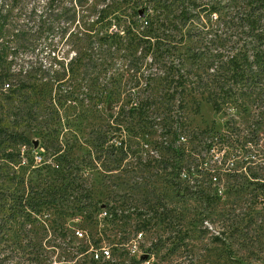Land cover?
I'll return each mask as SVG.
<instances>
[{
  "label": "rangeland",
  "instance_id": "obj_1",
  "mask_svg": "<svg viewBox=\"0 0 264 264\" xmlns=\"http://www.w3.org/2000/svg\"><path fill=\"white\" fill-rule=\"evenodd\" d=\"M246 1L13 2L5 40L22 24L34 36L11 39L12 68L55 76L3 116L29 142L0 145V264H264V94L216 110L190 82L251 45Z\"/></svg>",
  "mask_w": 264,
  "mask_h": 264
},
{
  "label": "trees",
  "instance_id": "obj_2",
  "mask_svg": "<svg viewBox=\"0 0 264 264\" xmlns=\"http://www.w3.org/2000/svg\"><path fill=\"white\" fill-rule=\"evenodd\" d=\"M15 1L8 2L7 0L8 3L0 7V145L3 144L1 146L2 151L11 148V145H22L23 147L29 142L25 135L26 132L17 128L16 125H20L19 122H15L13 129L2 124L3 116L9 113L8 111L13 107L14 98L22 96L25 101H29L36 95H45L44 93H48V85L55 76L52 65L48 68L43 66L40 68L33 66L30 68L20 67L18 70L12 68L11 61L8 60L11 52V39L12 42L24 44L29 42L31 36H34V34H30L27 24H22L20 29L9 35L10 40H5L8 28L11 26L10 18L15 4L13 2ZM164 6H166L165 3ZM161 7L163 8L162 4ZM43 13H46V15L40 16L41 28L34 32L35 35L42 34V23H47L52 11ZM237 13L241 26L247 32V35L251 37V45L237 50V52L227 56L226 60L221 58V55L208 57L203 72L201 74L197 73L196 79L190 81L195 85L194 89L197 88L202 94H206L207 100L213 104L216 110H221L222 104L229 102L239 93H255L256 87L259 89L258 93L264 94V0H247ZM147 23L153 28L154 22L151 16H149ZM45 29L50 33L54 30V26L48 25ZM204 53L198 51L194 54V57L198 59ZM184 78V75H182V86L189 81L188 78ZM106 101L107 103L111 102V98L108 96ZM38 110V102L29 103L21 108V112L24 111L22 115L27 117L30 113L34 114ZM60 178H71V174L66 172ZM74 180L73 177L69 182L74 183ZM64 187L65 189L68 188L67 185H64ZM59 189L54 186L48 190L50 191L49 198H47L49 203L57 204L63 199V192ZM85 191V198L91 199L90 190L86 188ZM12 205L10 204V207ZM0 206L5 207L4 199ZM32 207L36 210L35 214H43L41 209ZM51 223L53 226L63 227L62 221L58 217L52 218Z\"/></svg>",
  "mask_w": 264,
  "mask_h": 264
},
{
  "label": "built area",
  "instance_id": "obj_3",
  "mask_svg": "<svg viewBox=\"0 0 264 264\" xmlns=\"http://www.w3.org/2000/svg\"><path fill=\"white\" fill-rule=\"evenodd\" d=\"M78 234L81 235L80 232H78ZM102 251H103V252H102ZM101 253H102V256H101V257H109V256H110V252H109V250H106V249H104V248H102ZM96 256L99 257L98 254H96Z\"/></svg>",
  "mask_w": 264,
  "mask_h": 264
}]
</instances>
